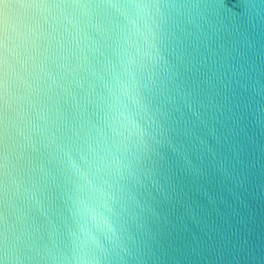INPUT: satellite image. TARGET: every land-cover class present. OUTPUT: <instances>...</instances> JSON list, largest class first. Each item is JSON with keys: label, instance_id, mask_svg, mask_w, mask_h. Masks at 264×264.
Instances as JSON below:
<instances>
[{"label": "water", "instance_id": "1", "mask_svg": "<svg viewBox=\"0 0 264 264\" xmlns=\"http://www.w3.org/2000/svg\"><path fill=\"white\" fill-rule=\"evenodd\" d=\"M0 264H264V0H0Z\"/></svg>", "mask_w": 264, "mask_h": 264}]
</instances>
